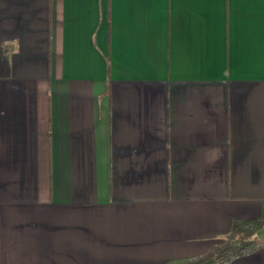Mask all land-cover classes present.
I'll use <instances>...</instances> for the list:
<instances>
[{
    "label": "crops",
    "instance_id": "0c3cea01",
    "mask_svg": "<svg viewBox=\"0 0 264 264\" xmlns=\"http://www.w3.org/2000/svg\"><path fill=\"white\" fill-rule=\"evenodd\" d=\"M259 218L264 0H0V264L185 263Z\"/></svg>",
    "mask_w": 264,
    "mask_h": 264
},
{
    "label": "trees",
    "instance_id": "16d2710c",
    "mask_svg": "<svg viewBox=\"0 0 264 264\" xmlns=\"http://www.w3.org/2000/svg\"><path fill=\"white\" fill-rule=\"evenodd\" d=\"M264 229V218L234 221L223 243L207 253L186 261V264H228L237 257L264 248V238L257 233Z\"/></svg>",
    "mask_w": 264,
    "mask_h": 264
},
{
    "label": "rangeland",
    "instance_id": "374dc122",
    "mask_svg": "<svg viewBox=\"0 0 264 264\" xmlns=\"http://www.w3.org/2000/svg\"><path fill=\"white\" fill-rule=\"evenodd\" d=\"M227 234H228V233H227ZM225 236H226V235H225ZM257 238H258V239H262V238H264V229H263L262 231H259V232L257 233ZM224 239H225V237H223L220 241H218V243L216 244V246H219L221 243H223ZM216 246H215V247H216ZM177 264H186V263L182 262V263H177Z\"/></svg>",
    "mask_w": 264,
    "mask_h": 264
}]
</instances>
